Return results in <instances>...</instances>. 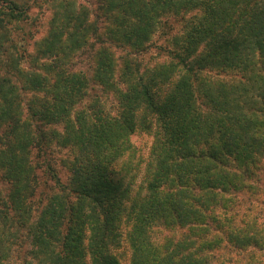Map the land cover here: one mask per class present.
<instances>
[{"label": "trees", "instance_id": "trees-1", "mask_svg": "<svg viewBox=\"0 0 264 264\" xmlns=\"http://www.w3.org/2000/svg\"><path fill=\"white\" fill-rule=\"evenodd\" d=\"M97 1L50 0L28 52L24 0H0V264H264V0Z\"/></svg>", "mask_w": 264, "mask_h": 264}, {"label": "rangeland", "instance_id": "rangeland-1", "mask_svg": "<svg viewBox=\"0 0 264 264\" xmlns=\"http://www.w3.org/2000/svg\"><path fill=\"white\" fill-rule=\"evenodd\" d=\"M79 3L84 6L90 7L94 12L97 11V0H78ZM50 0H24V5L27 8V18L26 20L19 25L21 26L17 32V41L19 42V48L23 47L28 52H33L36 49V44L40 41L48 32L50 20L53 14V5ZM164 27H159L156 33L153 35L147 49L139 54L137 58L147 65L148 67H154L157 64L165 63L169 61V51L171 50V41L170 38L175 34H180L182 30V20L181 18H167L164 20ZM16 28V27H15ZM16 30V29H15ZM93 52L87 48L83 49L78 56L74 59V68L80 70L85 74L90 75L94 63ZM215 78H220L224 81H233V74H212ZM217 76V77H216ZM101 88H96L94 91L101 93ZM116 103L115 98L111 95L110 103ZM112 109L115 108L114 105H111ZM114 106V107H113ZM132 141L139 148L140 153L144 158L148 157L150 148L153 143V137L145 133H137L132 136ZM59 151L58 148H56ZM65 150H61L60 153H57V161H54V166L58 168L59 174L64 182L68 180L69 173L62 166L59 161V158L65 156ZM0 189L6 191L9 189V185L2 178L0 173ZM126 245H124L117 252L121 256L122 264H127V252ZM127 255V256H126Z\"/></svg>", "mask_w": 264, "mask_h": 264}]
</instances>
